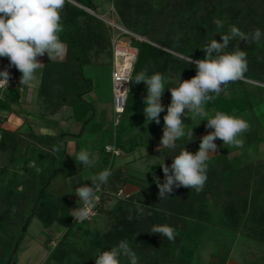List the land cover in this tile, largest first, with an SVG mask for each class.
<instances>
[{
    "label": "trees",
    "instance_id": "16d2710c",
    "mask_svg": "<svg viewBox=\"0 0 264 264\" xmlns=\"http://www.w3.org/2000/svg\"><path fill=\"white\" fill-rule=\"evenodd\" d=\"M72 1L98 13L92 0ZM147 1L113 0L112 3L120 24L148 41L134 39L135 43L133 42V44L137 48L138 54L133 67L129 95L134 91L137 84L134 80L135 75L147 70L149 75L154 72H160L164 75L166 79L164 93L171 96L168 88L176 87L180 79H191L196 75L195 64H188L186 57L190 56L193 61L197 58L182 50L175 36L177 34L174 32V27H180L178 25L181 23L179 13L182 7L191 6L197 1L166 0L164 2L167 4L165 7L161 6L160 9H157L152 1L149 3ZM219 11L220 4L213 3L206 15V20H211L213 15L218 16ZM61 16L64 31L60 34V38L67 46V55L63 61L45 63L39 89V101L43 107L42 116L49 117L56 114L65 105L63 99H66V104H71L73 118L77 122L86 124L91 108L83 96L90 91L92 82L84 77L83 68L93 62L108 64L112 61V29L100 18L71 2L65 4ZM219 42H222V39ZM263 45L264 37L260 42L253 41L250 44H237L231 41L227 51L230 52L239 47L240 50L247 53V56H251L257 54ZM204 58L205 52H202V59ZM12 71L17 76L19 75V71L14 66H12ZM248 75L254 77L253 74ZM263 79L264 77L261 78V81ZM22 94L23 90L14 88L6 92L4 101L0 103V111L7 115L14 112V107L20 104ZM207 104L208 107H214L217 111L229 115L252 111L254 107L251 96L236 99L217 97ZM5 123L6 120L0 119V177L9 171L15 173L14 177L20 173L24 174L21 188L17 190L15 188L16 183L14 188L13 185L9 186L8 192L2 199L9 209L8 218L20 215L19 210L24 208L25 214L33 213L32 218L37 217L46 230L51 229L60 214L68 223H72L74 218L70 216V211L78 205L75 206L68 195L56 196L47 192L51 181L59 174L67 178L79 173L77 167L75 172L73 169L71 172L57 170L60 168L59 158L63 157L66 160V154L62 152L64 149L63 139L59 136L36 134L33 131L28 133L9 131L5 128ZM244 135L249 144L258 141L253 135L251 139L249 138L250 130ZM193 136L192 141H188L187 137L183 138L176 142L175 149L162 148L158 154L169 161H172V158L184 148L195 154L199 149L201 137ZM136 146L138 144L132 143L127 148L122 144L120 148L126 153H130L135 150ZM40 160L44 162L45 168L51 171L49 176L42 175L40 178L38 172L29 167L30 162ZM208 165L207 181L200 192L186 187L177 188L174 186L173 191L168 194L169 196L160 200L159 188L154 181L131 195L127 204L118 200L109 212L113 215V223L109 232L111 238L116 239L115 236H120L118 238L120 241L127 240L129 244L138 242L140 247L138 251L140 256L142 255L140 261L145 264H168L170 257H173V253L177 250L181 254L177 256L176 264H188V256H185V253L189 252L188 249L191 246H185L184 239L190 225L194 226L195 231L193 233L196 235H201L208 223L216 228L236 234V228L226 227L225 223L218 217L208 223L200 219L203 217L204 211L209 214V219H211L214 209H212L209 200L213 197L219 196L227 201L247 200L251 195L252 185L264 183V163L234 169L228 153H220L211 156ZM151 170L154 173H159L161 166L153 165ZM126 175L125 169L112 171L111 176L115 178L116 183L113 186L109 184L110 178H112L110 176L108 182L101 184V187L106 191L108 187V189H114L115 186L123 183ZM159 181L163 183L164 178L159 179ZM107 195L102 198L97 218L101 217L104 211L105 199L111 197ZM136 204L144 207V215L137 214ZM30 206L29 211L28 207ZM149 212L151 215H147ZM128 216L132 217L131 221ZM72 224L80 227L84 222ZM164 224L175 229L176 239L174 242L160 234L150 232L154 225ZM52 241L50 236L46 240V244L50 245ZM102 241L104 242L98 243L100 252L110 250L114 244L119 243L107 242L105 239ZM192 242H197V236L192 239ZM60 249L52 250L48 261L50 264H61L63 259L58 257L60 256ZM242 257L249 261L244 252H242Z\"/></svg>",
    "mask_w": 264,
    "mask_h": 264
},
{
    "label": "rangeland",
    "instance_id": "374dc122",
    "mask_svg": "<svg viewBox=\"0 0 264 264\" xmlns=\"http://www.w3.org/2000/svg\"><path fill=\"white\" fill-rule=\"evenodd\" d=\"M92 1L98 13L103 14L104 17L109 20H115V22L121 25L112 5L113 0ZM149 1H152L157 9L162 8L161 6L165 7L167 4L164 2L166 0H148L147 3H149ZM196 1L197 2L191 6L187 5L182 7L179 13L181 23L178 25H180V27L175 26L174 32L177 34L175 35L176 38L179 37L177 41L182 50L197 59H202V52H204L201 49L202 47L210 43L212 39L219 41L222 39L221 35L230 34V28L232 26L238 27L245 33H251L256 28L261 29L263 32L264 0ZM213 3L220 4V11L218 16L213 15L211 20L208 21L206 20V15ZM216 21H220L222 27L218 28ZM175 24L177 25V22H175ZM124 38L130 39L135 43L133 37L124 36ZM233 42L237 44H250L253 41L247 42L246 40H239V38H236ZM44 57L48 56L44 55ZM41 58L42 56L38 59L41 60ZM48 59L50 58L48 57ZM247 60L248 71L244 79L229 83L218 97L236 99L243 98L244 96H251L252 103L254 104L253 110L233 115L248 121L250 125L249 138L251 139L253 135L258 141L249 144L243 134L241 137L244 141L243 147L236 148L230 145H224L222 140L217 139L214 141L218 146L217 151L214 154H210L211 157L220 153H228L234 169L264 163V79L261 81V78L264 77V45L257 54L247 56ZM18 74V78L20 79L22 73L19 72ZM84 74L85 76H93V74H96L98 79L94 81L98 101L90 98L87 99L96 110L95 117L87 124V131L90 129L91 125L95 126V132H93L94 138L85 139L83 137V139L78 138L77 140L79 145L78 152L81 149H88L92 153L90 159H97L96 161H99L96 170L92 166L93 170H95L92 175L104 169H110L112 172L116 166L131 163L130 168L138 173L136 176L137 178L132 177L128 180L131 185H134L133 187H138L135 192L140 191L148 184L156 181V178L163 179L164 173L162 167L159 174L152 172L150 167L153 165H161L163 161L169 167L172 163V161L164 159L156 152L157 148L161 147L160 141L163 135L164 125L163 117L167 114V106L171 103V96L166 93L162 96L161 102L165 106V111L160 114V123L157 124L155 121L147 122L143 112L145 107L144 98L147 95L146 84L143 82L137 83L134 91L128 95L125 113L121 116L119 126L115 128L113 95L108 89V65L104 67L100 66L99 68L95 66L86 67L84 68ZM248 74H253L254 77ZM38 84L39 79H36L31 86H27L28 95L31 98L30 109L36 113L39 108L36 102ZM88 101L87 103L89 104ZM206 110L209 111L210 115H214L217 111L214 107H208V104L206 105ZM91 111L92 108L90 109V112ZM185 112H187V110H185ZM182 120L185 123V131L193 128V135H198L201 138L213 131V129L206 127V120H201L200 122V118L191 119L187 115L182 116ZM7 121L8 119L6 122ZM62 125L63 124L60 122L59 127ZM59 131L62 132V134H59L60 137H62L65 134L63 128H59ZM132 143L142 145L140 150L138 149L136 152L127 154L122 158L117 157L113 161H111L110 156L104 150L107 145L113 146L116 144L120 147L123 144L125 147L129 148ZM66 148L67 147L64 145L63 153L67 151ZM68 153L71 154L70 151ZM69 154L66 155V160L60 157V168L57 170L67 169L69 172H71L72 169L74 170L72 165L67 161ZM73 158V160L76 161L75 156ZM44 165V162L41 160L29 163V167L36 170L40 178H42L44 171H47ZM77 166H79L78 170L80 172L83 165L78 163ZM9 173H7L9 176L15 174L12 172ZM49 173H51V171ZM79 174V177L81 176L84 180L86 179L84 173ZM18 176L21 175L18 174ZM44 176L46 177V175ZM45 177L43 178L45 179ZM110 180L112 182L110 181L109 184L113 186L114 183H116L115 178L112 177ZM89 181L92 183L90 179ZM145 182L147 183L146 186H144ZM66 183V178L59 174L51 181L47 192L56 196L68 195L70 200L77 206L79 198L74 192L72 193V190L67 187ZM119 187L120 185H118L116 189L107 188L108 194L110 193L107 196L111 197L105 199V204L103 206L104 211L101 217L86 221L80 227L68 223L60 214L52 228L46 230L37 217L32 218L33 213L30 215L28 213L25 214L24 208L23 210L20 209L19 211H21L22 214L18 220L20 225L18 229L15 228V226H6L5 221H0V257L3 260L8 257V261H12L11 264H38L42 257L48 254L49 248L51 252L55 248H61L60 256H58L63 259L61 264H95V257L98 255L99 250L98 243L104 242L102 239L107 240V242L120 241L118 239L120 236H115L116 239H113L114 237L111 238V234L109 233L113 223V215L109 214V212L118 200H122L127 204L128 198L134 193L133 189H131L132 192H130L128 190H121ZM209 201H211L210 204L216 214L213 213L211 219H209V214L204 211L203 217L200 220L208 223L216 220L218 217L225 223L226 227L236 228L235 231L237 233L235 234L225 229L216 228L208 223L203 229L202 234L196 235L193 233V231H195L193 228L194 226L190 225L184 239V245L191 246L188 249L189 252L185 253V256H188V264H208L210 252H213L211 250H215L216 248L219 249V242L228 244L239 242L237 245L238 247L234 249V252L236 251L234 254L235 259H244L241 257L242 252H244L248 260L253 264H264V183L253 184L251 195L247 200L227 201L224 198L216 196ZM30 209L31 206L28 207L29 211ZM30 220H32L31 224L24 233ZM50 236L53 241L50 244L51 246L47 247L44 242H46ZM195 236H197V242H192ZM116 245L117 244H114L112 247ZM129 245L138 256V264H145L140 261L142 255L140 256L138 251L140 248L138 242ZM180 254L181 252L179 253V250L175 251L173 257H170L167 263L176 264V258ZM240 254L241 256H239ZM122 259L126 260V258ZM245 260L246 259H244V261ZM47 264L50 263L48 262Z\"/></svg>",
    "mask_w": 264,
    "mask_h": 264
},
{
    "label": "clouds",
    "instance_id": "9594fccd",
    "mask_svg": "<svg viewBox=\"0 0 264 264\" xmlns=\"http://www.w3.org/2000/svg\"><path fill=\"white\" fill-rule=\"evenodd\" d=\"M67 2L69 0H0V57L8 58L10 66L22 73L21 85L31 86L36 81L38 71L44 66L38 57L47 54L50 60H59L66 56L67 46L61 40L60 34L64 31L61 13ZM216 24L218 28L222 27L220 21H216ZM262 37L264 32L259 28L245 33L232 26L230 34L221 35L222 42L212 39L201 48L205 52L204 59L193 61L190 56L186 57L188 64H195L196 75L191 79H180L176 87L168 88L171 92V103L163 117L161 147L157 151L162 148L175 149L177 140L183 137H187L188 141L194 139L193 128L185 131L182 120L184 115L191 119L200 118V122L206 120V127L213 131L201 138L195 154L184 148L172 158L170 167L164 161L161 163L164 182L161 183L159 178L155 181L160 200L166 199L174 186L194 189L196 192L203 190L207 181L210 154L216 153L218 148L215 140H222L224 145L243 147L244 141L241 137L250 129L248 121L222 111L210 115L206 105L218 97L229 83L244 79L248 71L247 53L239 47L227 51L230 42L239 38L258 43ZM128 67L131 69V66ZM9 79L7 70L0 71V90H7ZM134 80L135 83L146 84L147 95L143 109L146 121L159 124L160 114L165 111L161 102L166 89L164 75L160 72L149 75L144 70L137 73ZM131 81V71H127L123 82ZM126 90L127 88L123 91ZM121 100L126 102V97H121ZM116 111L123 112L124 107L117 106ZM91 156L88 149H81L75 160L85 168H90L94 166ZM110 176L111 170L104 169L89 177L92 186L75 188L74 192L79 198L78 207L70 211V216L76 222H84L93 215L98 200L97 190L101 184L108 182ZM135 207L138 215L145 214L142 205L136 204ZM128 219L131 221L132 217L128 216ZM150 232L160 234L171 242L176 239L175 229L167 224L154 225ZM95 264H138V256L127 240H121L110 250H98Z\"/></svg>",
    "mask_w": 264,
    "mask_h": 264
},
{
    "label": "crops",
    "instance_id": "0c3cea01",
    "mask_svg": "<svg viewBox=\"0 0 264 264\" xmlns=\"http://www.w3.org/2000/svg\"><path fill=\"white\" fill-rule=\"evenodd\" d=\"M69 2L73 3L74 5L78 6L79 8L85 10L86 12H88L86 9V7L77 4L76 2L69 0ZM89 13V12H88ZM96 13V12H95ZM98 15H102L103 14H99L96 13ZM47 56V54H45ZM67 55V54H66ZM40 58V57H38ZM66 56L63 59H59V60H50L48 59V57H44L42 56L40 62L44 64L48 62V61H63L65 60ZM108 65L109 68V74H108V79H109V92L112 93L111 90V70H112V61L109 62L108 64H98L96 62H93L89 65L84 66V68L86 67H90V66H95V67H100V66H105ZM44 66L43 68H41L38 71V78L39 79V84L37 87V104H38V112H33L30 109V104H31V98L28 95V88L27 86H23V94H22V98L20 101V104L18 106L14 107V112L10 113L8 116V121L5 123V128L9 131H18L21 133H28V132H35L36 134H41V135H51V136H59L60 137V133L62 134V132L59 131V128H63L64 130V135L61 137V139H63V146L65 145V147H67V151H65L64 154L68 155L69 151L71 152V154H69V157L67 158V161L70 163V165H72V167L74 168L73 172L76 171V167L78 168L79 166H77V162L74 161L73 157L76 156V154L78 153V138L79 139H83V137L85 139H93L94 135L93 132H95V126L90 127V129L87 131V124L88 122L90 123V121L95 117L96 115V110L94 107H92V103H90V101H88L87 99H94L96 101H98V97L96 96V88L94 85V81L97 79V75L93 74V76H85L84 77L88 80H90L92 82L91 85V89L89 92H87L84 96L83 99L89 102L90 108H92V113L89 112L88 116H89V120L86 124L77 122L74 118H73V110L71 108V104L67 105L66 104V99H63V103L65 104L64 106H62V108H60L56 114L54 115H50L49 117H44L42 116V112H43V107L39 101V89L42 83V78H43V74H44ZM84 68H83V73H84ZM97 69V68H96ZM20 72V71H19ZM20 80V79H19ZM98 80V79H97ZM92 97V98H91ZM91 100V102H92ZM63 124L61 127H59V123L60 122ZM57 129V130H56ZM39 130V131H38ZM92 130V131H90ZM39 132V133H38ZM47 132V133H46ZM159 140V139H158ZM70 144V145H69ZM142 145H138L136 146L135 150L133 152L130 153H126L123 149V155L118 157V158H122L125 157L127 154H131L136 152V150H140ZM156 152L158 153V151L156 150ZM91 158V157H90ZM60 159V158H59ZM97 159L94 160V166L93 168L96 170L99 161H96ZM133 162V161H132ZM31 163V162H30ZM160 165V164H159ZM131 163H126L124 165H119L116 166L114 168L113 171H116L118 169H125L127 172V175L125 177V180L123 181V183L120 185V189L121 190H125V191H130L132 192L131 189H133V193H135V191L138 189V187H133L134 185H131L130 182L128 180H130V178H137V171L132 170L131 168ZM92 167L90 168H85L84 166L81 167L80 172L79 173H84L85 174V180L83 177H79L78 174L77 175H71L69 177L66 178V185L67 187H69L72 190V193L74 192L76 187L79 186H92V183L89 181V177L93 174V172L95 170H93ZM151 168V167H150ZM44 174L46 176H49V172L50 170L45 168ZM64 170V169H63ZM67 170V169H65ZM64 170V171H65ZM99 170V169H98ZM97 170V171H98ZM68 171V170H67ZM92 171V172H91ZM161 171V170H160ZM10 172V171H9ZM69 172V171H68ZM132 172V173H131ZM13 173V172H12ZM96 173V172H95ZM160 173V172H159ZM157 173V174H159ZM10 174V173H9ZM42 174V173H41ZM19 175L21 176H9L8 174H3L0 177V221H5L6 226H15V228H19V217L21 216L22 212L20 211V215H16L14 217L8 218V206H6L3 202V197H5V193L8 192V187L13 185V188L15 186V183L17 184V186L15 188H17V190H19L22 186V180H23V173H20ZM80 175V174H79ZM20 181V182H19ZM11 182V184H10ZM147 183H144V186H146ZM117 186L114 187V189H116ZM75 193V192H74ZM58 220V219H57ZM56 220V221H57ZM32 221V220H31ZM30 221V224H31ZM55 221V222H56ZM30 224H28L27 226V230L30 226ZM23 228V227H21ZM52 228V227H51ZM205 228V227H204ZM26 229L24 230V233L27 231ZM12 238V237H11ZM238 241V240H237ZM15 243V242H13ZM46 244V242H44ZM218 243V242H217ZM218 244H220L219 249L216 248L215 246V250H211L213 252H210L209 258H208V264H253L250 261H244V259H235L234 258V254L236 253V251L234 252L235 247H238L237 245L239 244V242H234L233 244H228L225 242H219ZM47 245V244H46ZM51 246V245H47ZM51 254V249L49 248L48 250V254L45 255L44 257H42V259L38 262V264H47L49 261V257ZM241 256V254L239 255ZM242 257V256H241ZM243 258V257H242ZM12 261H8V257L6 259H2L0 257V264H8Z\"/></svg>",
    "mask_w": 264,
    "mask_h": 264
},
{
    "label": "built area",
    "instance_id": "2783aa9c",
    "mask_svg": "<svg viewBox=\"0 0 264 264\" xmlns=\"http://www.w3.org/2000/svg\"><path fill=\"white\" fill-rule=\"evenodd\" d=\"M86 10L90 14L103 20L112 29V38H111V43H112L111 87L112 88L111 90L113 95L114 127L117 128L120 124L121 116L125 112L127 98L130 91V84H131V83L123 82V79L127 71H131V76H132L134 63L138 54V50L134 46L133 42L130 39L124 38V36L133 37L138 41H147V40L137 34L130 32L129 30H127L126 28L115 22V20H109L102 15L96 14L94 11L90 9H86ZM128 66H131V69H129ZM4 70H7L9 72L10 79L7 90H0V103L4 101V95L10 89L14 88V89H19L21 91L23 90V87L20 84V80L18 76L14 74V72L12 71V66H10V62L8 58L0 57V71H4ZM125 88H127V90L123 91ZM121 97H126V102L124 100H121ZM118 101H120L119 104ZM117 106L124 107V111L117 112L116 111ZM0 119L7 120L8 115L5 112L0 111ZM105 151L110 156L111 161H113L117 157L122 156L124 153L123 150L120 147H118L116 144H114L113 146L107 145L105 147ZM96 194L98 196V200L93 215H91L90 218L85 221H91L98 217L99 207L102 204V198L106 196L108 192L104 190L100 185ZM72 223L81 224L83 222H76L73 219Z\"/></svg>",
    "mask_w": 264,
    "mask_h": 264
},
{
    "label": "water",
    "instance_id": "95a60500",
    "mask_svg": "<svg viewBox=\"0 0 264 264\" xmlns=\"http://www.w3.org/2000/svg\"><path fill=\"white\" fill-rule=\"evenodd\" d=\"M59 171L63 172L64 170H59ZM8 264H10V262Z\"/></svg>",
    "mask_w": 264,
    "mask_h": 264
}]
</instances>
